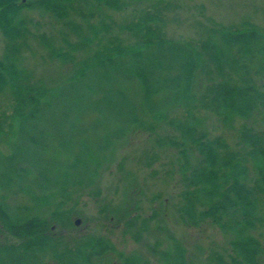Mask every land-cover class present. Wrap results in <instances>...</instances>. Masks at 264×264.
Masks as SVG:
<instances>
[{"label":"trees","instance_id":"16d2710c","mask_svg":"<svg viewBox=\"0 0 264 264\" xmlns=\"http://www.w3.org/2000/svg\"><path fill=\"white\" fill-rule=\"evenodd\" d=\"M178 5L0 0L7 39L0 98L10 100L8 109L0 105V146L11 149L8 155L0 149V188L27 191L33 202L13 207L0 200V264H99L114 250L105 238L70 241L65 233L76 226L71 196L95 185L116 142L132 132H147L159 147L177 150L179 217L191 226L211 223L230 236V251L211 253L205 264H259L264 27L250 19L210 20L198 38H173L168 15ZM33 12L59 23L58 37L47 38ZM115 13L129 17L118 22ZM30 38L44 42L50 64L62 67L56 77H38L20 65ZM207 113L234 132L232 141L210 132ZM175 249L161 253L165 264H188L184 248L176 243ZM121 259L146 264L135 255Z\"/></svg>","mask_w":264,"mask_h":264},{"label":"rangeland","instance_id":"374dc122","mask_svg":"<svg viewBox=\"0 0 264 264\" xmlns=\"http://www.w3.org/2000/svg\"><path fill=\"white\" fill-rule=\"evenodd\" d=\"M178 2V7L168 15L167 32L173 38H198L210 20L232 24L250 19L264 27V0ZM33 13L40 19L47 38L58 37L59 23L39 12ZM114 17L121 22L129 15L115 13ZM6 40L0 30V58L5 53ZM58 41L54 39V44ZM43 43L30 38L21 50L20 65L38 77H56L62 67L50 64L49 52ZM9 102L7 95L0 98L4 109ZM204 117L206 127L213 135L233 140L234 132L221 126L212 114L207 113ZM0 149L3 155L11 153L6 143ZM176 157L175 148L159 147L147 132H132L118 140L95 185L71 196L74 202L72 221L75 225L79 218L81 223L68 229L66 238L72 241L91 234L109 240L114 250L104 253L99 264H124L121 256L130 255L140 257L146 264H165L161 253L175 252L176 243L186 251L188 264H205L213 252L226 255L231 249L229 235L211 223L191 226L179 217L177 207L181 188ZM13 190L0 188V200L3 198L13 207L33 204L27 191ZM133 216L139 218L133 220L134 226L130 227L128 223ZM139 233L141 237L137 240L135 235ZM259 264H264V255Z\"/></svg>","mask_w":264,"mask_h":264},{"label":"water","instance_id":"95a60500","mask_svg":"<svg viewBox=\"0 0 264 264\" xmlns=\"http://www.w3.org/2000/svg\"><path fill=\"white\" fill-rule=\"evenodd\" d=\"M80 223H81V219L78 218V219L76 220L75 224H76V225H79Z\"/></svg>","mask_w":264,"mask_h":264}]
</instances>
